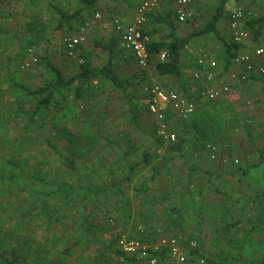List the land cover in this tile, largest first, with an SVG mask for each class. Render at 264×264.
Masks as SVG:
<instances>
[{"label": "rangeland", "instance_id": "374dc122", "mask_svg": "<svg viewBox=\"0 0 264 264\" xmlns=\"http://www.w3.org/2000/svg\"><path fill=\"white\" fill-rule=\"evenodd\" d=\"M106 1L79 11V0H0V264H8L13 254L17 264H129L114 252L115 243L105 251L111 235L146 246L173 235L163 208L149 204L148 196L164 185L188 182L182 151L191 154L193 138L210 139L224 125L223 109L215 104L188 122H177L170 114L177 137L173 147L178 149L172 152V145L159 144L146 103V89L158 83L155 63L141 69L131 62L130 71L121 70V78L130 81L125 94L98 75L82 84L79 99L73 88L56 92L48 109L37 108L41 96H25L15 87L37 90L52 83L55 76L45 60L65 80L84 63L100 70L106 52L95 42L105 44V37L97 39L91 28L100 24L92 23L96 14L102 22ZM57 9L80 14L60 28ZM114 19L120 18L107 14L105 20L112 25ZM86 23L76 57L69 58L63 39ZM46 141L74 161L77 170L67 168ZM144 154L149 155L147 163L142 162ZM140 186H147L146 195H138ZM120 195L130 201V218ZM181 239L185 264L207 260L198 244L192 251L186 245L193 240ZM167 262L162 254L159 264Z\"/></svg>", "mask_w": 264, "mask_h": 264}, {"label": "crops", "instance_id": "0c3cea01", "mask_svg": "<svg viewBox=\"0 0 264 264\" xmlns=\"http://www.w3.org/2000/svg\"><path fill=\"white\" fill-rule=\"evenodd\" d=\"M143 1L107 0L101 6L102 22L96 19L92 22L100 23L94 25L95 29L91 28L97 39L105 37V44L115 41L113 66L119 76L121 70H131V62H137L132 53L122 49L120 34L105 19L107 14L117 15L129 23ZM80 6L79 11L89 8L81 3ZM237 8L252 16L243 22L248 31L247 39L243 44L233 46L229 18ZM187 9L193 16L183 23L177 20L175 7L171 4H159L150 12L144 31L150 36L151 43L165 45L186 38L203 31L215 15L219 14L220 18L213 30L197 34L181 49L178 78L155 71L154 80L166 90L176 91L196 102V112L189 120L205 114V109L215 104L223 109L224 125L211 132L210 139L193 138L190 143H195V150L191 154L182 151L181 158L185 159L190 180L181 187L164 185L159 192L154 191L148 196L147 202L163 208L166 222L172 223L171 234L197 241L198 252L210 264H264V76L256 73L246 82H231L230 91L213 102L201 98L207 85L193 78L197 70L206 71V67L197 65L198 59L204 56L218 64L217 77L212 84L218 87L221 81H228L230 72H242L233 65L236 55L264 49V0H192ZM227 45H232L230 50ZM105 52V61L99 69L108 61L109 54ZM158 54L150 53L147 69L154 63L157 65ZM256 66H264V56ZM149 73L153 74V71L150 69ZM208 124L207 128L211 123ZM208 146L215 147V159L210 158ZM170 210L174 212L172 215L168 213Z\"/></svg>", "mask_w": 264, "mask_h": 264}, {"label": "built area", "instance_id": "2783aa9c", "mask_svg": "<svg viewBox=\"0 0 264 264\" xmlns=\"http://www.w3.org/2000/svg\"><path fill=\"white\" fill-rule=\"evenodd\" d=\"M192 0H144L136 9L133 19L129 23L121 19L112 21L113 29L120 34V43L123 50L133 54L138 66L145 69L148 66L150 52L148 46L151 42L150 36L144 31V25L147 21L148 14L152 12L159 4H171L175 7V13L179 22H186L192 19L193 14L187 9ZM242 8L234 10L229 18V30L231 42L241 45L248 37V31L242 26L246 18L250 17ZM96 19L100 18L96 14ZM88 24L86 23L79 28L78 33L70 35L63 39V48L69 58H75L78 47L82 44L83 33ZM264 56V49L257 48L253 54L242 53L233 58V65L242 69L240 74L230 72L228 81H221L218 87L212 84L217 77L218 64L214 60L201 57L197 61L200 68L206 67V71L197 70L193 74L196 81L202 82L205 89L201 92V98L211 102L218 100L230 91L231 82H246L253 74L264 76V66L257 68V61ZM159 62H165L168 54L161 51L158 54ZM32 61H36L32 59ZM209 85V86H208ZM147 112L153 117L155 125V135L164 144H175L177 141L176 134L171 129L172 116L179 122H187L194 115L197 109L195 101L182 94L166 90L163 86L156 83L146 89ZM210 158L215 159V147L208 146ZM189 250H195L197 243L190 241L187 243ZM117 248L129 257L138 261H145L147 264H159L160 256L166 254L167 264H185L187 261L186 252L182 247L180 236L170 235L160 237L152 246H146L136 239L121 236L117 241ZM199 264H208L204 258H200Z\"/></svg>", "mask_w": 264, "mask_h": 264}, {"label": "trees", "instance_id": "16d2710c", "mask_svg": "<svg viewBox=\"0 0 264 264\" xmlns=\"http://www.w3.org/2000/svg\"><path fill=\"white\" fill-rule=\"evenodd\" d=\"M80 3L82 4V6L84 7H91L94 6L96 3V0H79ZM57 14L59 15V27L61 28L63 25L69 24L75 17H77L79 15L80 12L75 13L73 15H68L65 12L57 9L56 10ZM220 18L219 14L215 15L214 18L212 19V21L206 26V28L199 32L201 34L203 33H207L211 30H213L215 28V24L218 21V19ZM199 33H195V34H191L189 36H187L186 38L183 39H176L175 41L169 43V44H152L150 42L149 46H148V51L150 53H160L161 50L165 47L164 51L168 54V59L165 62H158L157 65L155 66L156 71L159 74H168V75H172L176 78L179 77L180 75V61H179V54L181 49L186 46L189 41L197 36V34ZM232 45L235 46L236 44H234L232 42ZM232 45H227V49L230 50V48L232 47ZM97 47H99L100 49L107 51L109 54V58L107 63L100 69V70H95L94 68H91L89 66V64L84 63L81 65L80 68V72L69 78V79H64L62 77L61 72L53 65V63H51L48 60H45V64L48 67V69L54 74L55 79L52 83L39 88L37 90H31L29 88H27L24 85H15V87L17 89H19L25 96H41L39 103H38V107L37 108H44V109H48L51 103V100L54 98L56 92L63 90V89H74V93L76 95V98H80L81 97V86L84 83H87L89 81H91L92 79H95V77H97L98 75L105 77L113 86H115L117 89L123 91V93L125 94L127 91V87L129 85V80H125L122 79L116 69L113 66V51H114V47L116 46V43L114 40L110 41V43L108 44H103V43H97L96 44ZM233 55V54H232ZM126 96V95H125ZM131 111H133L131 109ZM35 112H33L32 114H34ZM157 139V142L159 144H164L160 139ZM46 144L56 153L60 156L62 163L67 166V168L71 169V170H77L76 168V164L74 161H72L69 158L66 157H62V154L60 153V151H58V149L56 148V146L52 145L49 141H46ZM176 144V143H175ZM175 144H172V147H170L169 151H175L178 148H174L173 146ZM133 153V152H132ZM131 155L130 153L127 155L129 156ZM149 158L148 154H144L143 158H142V162L147 163V160ZM129 168L132 169L133 167L129 165ZM80 175V174H78ZM136 190L138 191V195H146L147 192V186H140L139 188H136ZM121 196V195H120ZM121 204L123 205L124 208H127V216L128 218L131 217V204L129 203V199L126 197L121 196L120 198ZM45 213H49V212H45ZM127 218V219H128ZM120 237H117L115 235H111L110 241L108 242V244L105 246V251L108 252L109 250L112 251L113 250V246L114 243L115 245H117V241ZM122 260H124L125 262L129 263V264H134L135 262V258L133 257H129L127 255H125L124 253H122L119 249L114 251ZM8 264H17V256L15 254H13L11 261ZM208 264H210L208 262Z\"/></svg>", "mask_w": 264, "mask_h": 264}]
</instances>
